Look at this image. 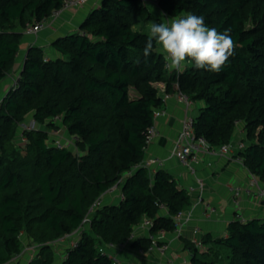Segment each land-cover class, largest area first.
Here are the masks:
<instances>
[{"label":"trees","instance_id":"trees-1","mask_svg":"<svg viewBox=\"0 0 264 264\" xmlns=\"http://www.w3.org/2000/svg\"><path fill=\"white\" fill-rule=\"evenodd\" d=\"M158 1L170 19L193 13L220 31L231 28L234 56L220 73L191 65L183 73L169 71L158 48L145 62L147 31L141 22L155 18L144 0H102L78 30L52 42L55 56L48 59L42 46L30 45L17 84L0 101V264L22 251L23 240L41 245L39 260L31 264H53L54 238L78 228L93 202L131 170L121 184L125 198L107 199L90 214L78 246L59 244L68 251L64 264H117L100 248L126 242L144 217L154 220L152 232H172L173 216L192 205L191 194L165 168L151 173L146 166L134 167L146 159L147 129L156 108L165 107V94L177 88L194 106L201 103L194 115L196 133L212 146L235 140L243 126L249 142L240 154L264 184V0ZM63 2L0 0V82L30 35L24 32L27 23ZM28 116L36 128L24 129L27 142L20 148L14 135ZM57 116L87 146L85 154L57 148L47 127L37 126L47 119V126H54ZM226 231L203 236V245L218 251L217 260L199 257L200 247L190 242L192 264H264V216L233 218ZM131 243L148 249L151 241L145 235Z\"/></svg>","mask_w":264,"mask_h":264},{"label":"crops","instance_id":"crops-1","mask_svg":"<svg viewBox=\"0 0 264 264\" xmlns=\"http://www.w3.org/2000/svg\"><path fill=\"white\" fill-rule=\"evenodd\" d=\"M93 1L90 0L85 6L78 10H67L59 19L46 25L37 34L24 36L22 39V49L18 55L14 69L23 65L25 54L32 44L42 46L50 52L54 49L52 42L59 36H63L78 30L80 23L84 19L82 11L91 7ZM92 2V3H91ZM94 5V4H93ZM88 13V12H87ZM87 15V14H86ZM55 53V52H54ZM57 54V53H56ZM7 80L0 84V99L6 94L8 85ZM199 103V102H198ZM197 104V103H196ZM194 106L192 113L195 115ZM165 108L166 113L159 118V135L146 151V158H158L162 164L156 165L157 168H165L174 175L179 186L188 189L190 185L196 183L197 178H202L205 182L202 200H198L199 192L190 193L193 199V216L191 220L184 225L182 234L178 237L172 232H168V238L171 241V252L176 254L175 250H180L184 246L182 238L192 239L193 237H203L211 233L214 237L226 234L227 225L230 220L243 213L247 216H264V202H258L255 198L249 196L236 197L229 191L228 186L243 182L247 178V171L238 163L229 160L223 156H214L206 154L198 163H195L193 169L181 165L173 155L175 140L179 133L181 120L185 114V109L177 98L168 99ZM235 141L242 140L243 130H237ZM194 170V171H193ZM154 173L153 170L150 171ZM113 200H118L116 194L112 196ZM216 211H211V207ZM199 228L200 233L195 229ZM138 236H145L146 229L136 230ZM178 264H188L190 257H182L176 254ZM120 258L125 264H168L166 256L158 250L140 255L136 246L132 243L125 250L119 251Z\"/></svg>","mask_w":264,"mask_h":264},{"label":"built area","instance_id":"built-area-1","mask_svg":"<svg viewBox=\"0 0 264 264\" xmlns=\"http://www.w3.org/2000/svg\"><path fill=\"white\" fill-rule=\"evenodd\" d=\"M144 1L148 2L147 0ZM88 2H90V0H64L63 4L58 8H54L50 14L43 16L40 20H37L33 23H27L24 32L26 34H37L39 31L45 28L46 25L52 23L56 19H59L65 11L78 10L81 7L85 6ZM165 67L169 70L168 64L166 62ZM162 88L165 89V85H163ZM172 97L177 98V100L180 102V104L183 105L185 109V114L181 120L179 133L177 135L173 148V155L178 160V162L185 167H190L193 169L194 164L198 163L201 158L206 154L214 156H223L228 158L229 160H233L247 171L248 176L243 180V182L229 185V191L233 194V196L236 197L249 196L255 198L258 202H264V184L255 174L250 172V170L244 163L243 155L240 154V152L245 149L246 144L241 140H232L231 142L222 144L220 146H212V144L207 140L206 137H204L203 135H198L196 133L194 125L195 119L192 113V110L194 108V102L192 101L189 94L177 88L174 93L165 94V102L167 103L168 99ZM166 110L167 108L165 107L156 108L154 112L153 123L147 129L146 146L144 148L145 151L148 150V147L152 144V142H154L155 138L159 135L158 120L162 115L166 113ZM57 118L61 119L60 116H57ZM22 126L24 127V129H34L36 128V121L30 120L29 123H23ZM21 139L23 142H27V137L25 135H22ZM52 143L57 148H65L63 140H61L57 135L55 136V138H53ZM160 164H162V161L158 158H146L140 164L136 165L134 169L140 165L146 166L150 170H153V172H155L156 165ZM133 171L134 170H131L130 172ZM122 183L123 180L122 178H120L118 181L115 182L112 187H110L106 192L102 193L89 208V211L83 219L81 225L72 232L67 233L61 238H59L56 244H67L68 248H75L76 246H78L83 229H85V225L90 222V214L95 211L96 208L104 205L107 199L112 201V196H114L115 194L119 196L120 200L125 198V195L122 193L120 188ZM204 188V180L198 177L196 183L190 185L187 190L191 194L195 193L196 191L199 192L198 200L201 201ZM160 208L165 213L168 212V208L164 204H160ZM192 208L193 207L190 206L184 210L179 211L173 216L176 223V228L172 231V233L175 234L176 237L182 234L184 225L191 220L193 216ZM211 211H216V208L214 206L211 207ZM248 217L249 216L244 215L243 213L236 216V218L240 220H246ZM153 225L154 220L152 218L144 217L141 222L135 227L133 233L126 242L118 244L109 242L105 246H102L100 250L103 254H108L109 257L112 258L113 261L117 264H125V262L119 256V251L125 250L131 242L141 237L137 235L136 230L146 229V236L150 239L151 244L148 249H145L141 246H137L136 248L138 253L140 255H145L146 253L158 250L161 254L166 256L168 264H178V256L171 252V241L168 238V232L164 229H161L156 233L152 232L151 227ZM199 231V228L195 229V232L197 234L200 233ZM192 242L197 247H201L203 246V237H193ZM64 255L65 256L61 264H64V260L68 256V251H66Z\"/></svg>","mask_w":264,"mask_h":264},{"label":"clouds","instance_id":"clouds-1","mask_svg":"<svg viewBox=\"0 0 264 264\" xmlns=\"http://www.w3.org/2000/svg\"><path fill=\"white\" fill-rule=\"evenodd\" d=\"M154 48H158L169 70L183 73L191 65L196 70L220 73L234 56L236 42L231 28L220 31L209 26L204 15L186 13L167 22L148 25L143 48L145 62Z\"/></svg>","mask_w":264,"mask_h":264},{"label":"rangeland","instance_id":"rangeland-1","mask_svg":"<svg viewBox=\"0 0 264 264\" xmlns=\"http://www.w3.org/2000/svg\"><path fill=\"white\" fill-rule=\"evenodd\" d=\"M102 0H95L93 1V4L91 5V7H88L87 9L83 10V16H86L87 12L91 11L93 9L94 6H96L97 4L101 3ZM148 2H146V4L149 6V8L152 11V14L154 16V20L150 21V22H146L144 20H142L141 24L144 25L143 28L144 30L147 31L148 29V25L150 23H161V22H167L170 21V18L167 17L164 12L162 11V9L159 6V1L158 0H147ZM92 3V2H91ZM85 18V17H84ZM255 23L253 18H249L248 19V25L252 26ZM138 28H141L138 26ZM27 36H31V35H27ZM45 51V57L46 59H48L50 57V55L55 56L53 53V51H51V54L49 53V51H47L46 49H44ZM15 65L13 66L12 70H10L7 73V76L3 79V81L7 80V82L10 83V85H8V90L12 87L15 86L18 82L17 78L19 77L20 74V67L17 66L14 69ZM2 83V81L0 82V84ZM8 83V84H9ZM159 87L158 88H162V86L164 85L163 83H158L157 84ZM7 90V91H8ZM201 104V103H199ZM200 106V105H199ZM198 111V107L197 109L195 108V112L197 113ZM32 116H28L27 119H25L23 121V123H29L30 120H32ZM49 119H47L44 123H40L37 126L40 128V126L43 127H47L48 129V134H49V142H52L53 138H55V136L57 135L61 140H63L64 144H65V148H69L75 155L77 156H82L83 154H85L88 150H87V146L83 147V143L82 140L79 139L76 135L72 134L69 132L67 125L64 124L63 120L60 118H55L53 119L54 122V126H47V124L49 123L48 121ZM22 123V122H21ZM19 124L17 126L15 135H14V142L15 144L20 147V148H24L26 146V142L22 141V135H24V127L22 126V124ZM243 130V126H238L237 130ZM236 130V131H237ZM235 134H237L235 132ZM243 137L246 139L245 143L249 142V138L246 136L245 133H243ZM236 138V137H235ZM133 172L127 171L124 172L123 175L120 177L122 178L123 182L126 180V178L128 176H130ZM123 184V183H122ZM121 188V187H120ZM119 188V189H120ZM90 223V222H89ZM86 227L89 226V224L85 225ZM85 227V228H86ZM59 238H54L53 242L51 243H55L53 244V247L50 249L51 253L50 256L53 260V264H61L62 260L64 259V254L66 253V248L63 245H59L56 244L57 240H59ZM182 242H184V246L183 248H181L180 250H175L174 252L176 254H180L182 257H190L191 252L189 250V246H190V242H192V239H186V238H182L181 240ZM193 243V242H192ZM40 243L38 242H32L30 243L29 241H24L23 240V247H22V251L17 254L16 256H14L7 264H31V262L34 259H38L40 258L38 256L40 250ZM65 248V249H64ZM65 251H64V250ZM54 251V252H53ZM65 252V253H64ZM198 256L207 260V261H211V260H217L218 259V251L214 254V252L212 250H210V243H204V245L202 247L199 248L198 251ZM39 260V259H38ZM226 261H223L222 263L220 261H218V263L216 264H224ZM188 264H192L191 260H189L187 262ZM34 264H41L40 262L38 263H34Z\"/></svg>","mask_w":264,"mask_h":264}]
</instances>
